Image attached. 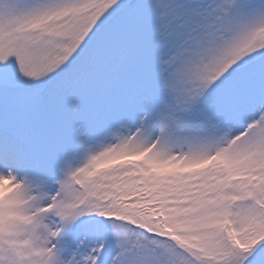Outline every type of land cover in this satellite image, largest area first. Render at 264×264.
<instances>
[{
    "label": "snow or ice",
    "instance_id": "obj_1",
    "mask_svg": "<svg viewBox=\"0 0 264 264\" xmlns=\"http://www.w3.org/2000/svg\"><path fill=\"white\" fill-rule=\"evenodd\" d=\"M0 264H264V0H0Z\"/></svg>",
    "mask_w": 264,
    "mask_h": 264
}]
</instances>
